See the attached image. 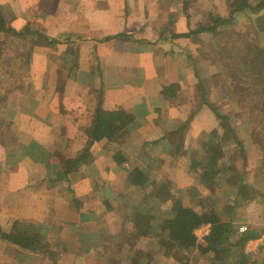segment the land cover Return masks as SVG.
<instances>
[{
	"label": "crops",
	"instance_id": "1",
	"mask_svg": "<svg viewBox=\"0 0 264 264\" xmlns=\"http://www.w3.org/2000/svg\"><path fill=\"white\" fill-rule=\"evenodd\" d=\"M217 1L0 0L7 28L37 25L56 42L34 51L31 80L15 65L20 85L1 94L0 225L33 230L35 245L0 241V264H115L139 248L146 264H176L155 255L179 241L169 238L172 201L203 212L214 195L196 168L206 145L217 144L224 179L238 155L232 127L217 118L238 110L214 96L211 35L197 31L223 12L211 9ZM98 109L133 121L115 143L84 152ZM114 149L128 160L118 165ZM135 167L144 188L128 182Z\"/></svg>",
	"mask_w": 264,
	"mask_h": 264
},
{
	"label": "trees",
	"instance_id": "2",
	"mask_svg": "<svg viewBox=\"0 0 264 264\" xmlns=\"http://www.w3.org/2000/svg\"><path fill=\"white\" fill-rule=\"evenodd\" d=\"M226 17L222 13L216 15L209 14V23L204 27H200L197 31L210 34V40L207 42L209 51L208 59L214 67L213 84L217 89L219 99L232 101L238 110L244 112L251 118V126L253 131L261 130L264 133V0H229L227 5ZM250 11L257 16L253 32L258 36L259 42H251L248 34H240L236 31L223 30L224 26L229 25L235 14ZM55 41H49L44 37V33L37 25H28L24 31L17 32L14 29L7 28L4 18L0 11V69L1 66H19L25 71L27 80H31L32 73L29 67L30 60L35 50H40L44 46H54ZM218 69L221 71L218 72ZM5 70V68H4ZM222 74L220 79L218 75ZM230 75V77L227 75ZM61 89V88H60ZM36 92V91H35ZM4 100L0 94V110ZM217 118L224 121L228 126L232 127V133L235 143L240 148L242 139L237 137V130L234 127L235 120L232 117L221 116L217 113ZM133 121V117L122 111H103L98 109L95 118L89 130L87 131L88 143L84 152L88 151L94 143L105 141L115 143L120 139L122 131L128 124ZM210 136H214L213 134ZM212 138V137H211ZM214 138V137H213ZM264 138V137H263ZM145 144V143H144ZM142 148L144 145L142 143ZM217 144L213 142L211 148L206 145V152L210 153L206 157L205 163H198L196 168L201 171L200 182L208 188L221 186L224 183L222 172V164L218 162L222 159V154L218 152L211 153L216 150ZM260 156L257 159V166L253 173L252 183L245 180V173L239 174V187L233 201L230 205L229 216L241 203H250L247 197V189L252 190L256 194L264 197V140L259 142ZM114 161L120 165L128 159L123 157L121 150H112ZM73 168V164H66V172ZM128 182L135 186L136 189L144 188L147 182L146 177L139 167H135L130 173ZM144 203H142V207ZM144 207L137 211L134 217L135 229L141 231L142 223L146 222V214ZM171 210V226L169 238L173 240H189L191 245L196 242L194 230L201 226L209 224L217 225L220 218L213 214L197 212L191 206L184 205L181 201H172ZM211 229L209 231V234ZM25 236L20 235L17 228L6 232L0 225V241H6L18 245L26 249H32L35 240L30 234L33 230L27 229ZM219 241L213 243L208 249L211 256L207 264H264V260H249V258L239 251L238 254L231 257L232 249L228 245L229 238L237 237L238 231L231 224H226L217 232ZM253 233H249L247 237H252ZM246 239L240 241L243 246Z\"/></svg>",
	"mask_w": 264,
	"mask_h": 264
},
{
	"label": "rangeland",
	"instance_id": "3",
	"mask_svg": "<svg viewBox=\"0 0 264 264\" xmlns=\"http://www.w3.org/2000/svg\"><path fill=\"white\" fill-rule=\"evenodd\" d=\"M215 2V4H217ZM227 0H222L219 2L212 10H216L220 8L223 10V15L226 17L227 14ZM198 8L195 6L194 9ZM199 10V9H198ZM257 16L246 10L240 13L235 14L232 22L224 26L223 30L236 31L240 34H248V38L251 42H259L258 36L253 32V28L255 26ZM206 20V18L204 19ZM207 55V54H205ZM5 68V70H4ZM221 71L218 69V72ZM18 68L16 66H1L0 69V94L8 89H16L19 87L20 78L18 75ZM230 80H232L231 76ZM222 74L219 73L218 78L220 79ZM212 94H215L214 91ZM217 97V89L216 94ZM219 96V95H218ZM232 119L235 120L234 128L237 130V137L241 140L242 144L238 149L237 144L234 148H236V152L238 155L233 158L231 162V171L224 179V183L221 186L207 188L205 193L214 194L209 195L207 201H205L202 205V208L209 213L215 214L220 218V221L215 226H211L209 224V231L211 229L210 234L206 235L201 240H196L194 245H191L189 240H180L174 242H167L165 244L161 243L158 246L157 253L155 255H160L163 257H169L176 264H207L208 259L211 256V251H209V247L219 241V236L217 232L222 229L226 224H231V226L238 231V236L235 238H229L228 245L231 246L232 255L238 254L239 251H243V253L249 258V260H264V197L252 192V190L247 189V197H249V201H251V207L248 210L246 205L247 203L239 204L234 211L232 216H229L230 205L234 200V194L237 192V188L239 187V182L237 181L239 178V174L243 172L246 168L248 172L245 170V180L250 181L252 183L253 180V170L257 166V159L260 156V148L259 142L264 140V133L258 129L256 132L253 131L251 125V118L245 114L244 112L236 113ZM252 126V127H251ZM224 135L229 136L230 134L227 132ZM224 138V137H223ZM232 141V140H231ZM245 144V146H244ZM231 145V144H229ZM223 146H225V141L223 140ZM251 164V166H250ZM219 194V195H217ZM216 195V196H215ZM201 208V209H202ZM242 226L247 227V231L240 232L239 228ZM249 233H253L252 237H247ZM246 239V242L243 246L240 245V241ZM128 243V247L130 246L131 239L125 240ZM181 249V251H180ZM139 251L130 252L127 256L125 255L124 260H120L115 264H146V258L144 255V250L142 248L138 249ZM168 253V254H167ZM141 254L143 255L141 259ZM180 254V256L178 255ZM145 259V260H143ZM140 260L141 262H139ZM167 264H170L167 263Z\"/></svg>",
	"mask_w": 264,
	"mask_h": 264
},
{
	"label": "built area",
	"instance_id": "4",
	"mask_svg": "<svg viewBox=\"0 0 264 264\" xmlns=\"http://www.w3.org/2000/svg\"><path fill=\"white\" fill-rule=\"evenodd\" d=\"M208 227H209L208 225H201V226L197 227L194 230V235H195L197 240H201L206 235L209 234V228ZM239 231L240 232H245V231H247V227L246 226H242V227L239 228Z\"/></svg>",
	"mask_w": 264,
	"mask_h": 264
}]
</instances>
